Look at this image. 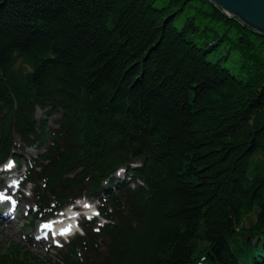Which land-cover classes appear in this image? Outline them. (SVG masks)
Instances as JSON below:
<instances>
[{"label": "trees", "instance_id": "1", "mask_svg": "<svg viewBox=\"0 0 264 264\" xmlns=\"http://www.w3.org/2000/svg\"><path fill=\"white\" fill-rule=\"evenodd\" d=\"M8 158L30 230L106 222L0 264H264V35L210 0H0Z\"/></svg>", "mask_w": 264, "mask_h": 264}, {"label": "rangeland", "instance_id": "2", "mask_svg": "<svg viewBox=\"0 0 264 264\" xmlns=\"http://www.w3.org/2000/svg\"><path fill=\"white\" fill-rule=\"evenodd\" d=\"M40 117V116H38ZM48 123L50 126L53 125V119L49 118ZM17 154L23 153L25 159H29L30 157L36 156L37 151L34 148L25 149L22 151L18 150L16 151ZM12 164V167L10 168L12 172L15 171V165L12 161H9V164ZM8 164V165H9ZM7 165L4 164L0 166V174H1V186H0V196L4 197V199L0 200V207L4 208V204L8 203L9 207L11 208V213L15 207H17L16 215L15 217L9 218V214L7 215L9 218V221H4L0 223V248L3 246H12V245H23L25 249H31L37 253H41L44 257L47 255H53V250L50 249L51 246L53 247H60L63 242H65L68 237H65V239L60 238L58 236H54L51 233L45 231L43 232V236L37 235L39 226L42 225L41 222H35V226L31 228L29 231L24 225L23 218L26 216V210L31 206L30 203V194H31V185H28L26 189L23 190L24 195L26 199H22L19 195L18 188L13 186H7L11 182L12 176L7 175ZM24 170L21 169L20 172ZM120 178L122 177V172L119 173ZM87 201V198H79L76 201ZM75 201V203H76ZM89 201V200H88ZM90 202V201H89ZM74 202L72 204H75ZM69 206V205H68ZM67 205L62 208L58 213H56L55 218L60 217L62 212L66 209ZM18 211V212H17ZM81 216V215H80ZM80 216L78 220L80 221ZM50 220V219H49ZM10 222V223H9ZM3 223V224H2Z\"/></svg>", "mask_w": 264, "mask_h": 264}, {"label": "water", "instance_id": "3", "mask_svg": "<svg viewBox=\"0 0 264 264\" xmlns=\"http://www.w3.org/2000/svg\"><path fill=\"white\" fill-rule=\"evenodd\" d=\"M226 15L240 20L243 24L264 35V0H210ZM239 238H247L240 232Z\"/></svg>", "mask_w": 264, "mask_h": 264}, {"label": "bare ground", "instance_id": "4", "mask_svg": "<svg viewBox=\"0 0 264 264\" xmlns=\"http://www.w3.org/2000/svg\"><path fill=\"white\" fill-rule=\"evenodd\" d=\"M41 111L38 109L36 111V116H40ZM11 169L7 167V171H10ZM32 194V191H31ZM30 194V198H31ZM87 205V207H85ZM81 213L85 215H94L96 214V210L94 205H92V202L89 201H80L76 202L69 208H66L60 217L50 219L48 222L42 224L38 228L37 235L39 234L40 236H43V232L47 231L54 236L58 237H68L72 235L74 232L77 231L79 227V216ZM44 225H48V227H44ZM67 230V231H66ZM63 233V234H62Z\"/></svg>", "mask_w": 264, "mask_h": 264}, {"label": "snow or ice", "instance_id": "5", "mask_svg": "<svg viewBox=\"0 0 264 264\" xmlns=\"http://www.w3.org/2000/svg\"><path fill=\"white\" fill-rule=\"evenodd\" d=\"M8 167L9 168H11L12 167V164L10 163L9 165H8ZM2 199H4V197H2V196H0V200H2ZM85 207H87V205H85ZM44 227H48V225H44ZM98 230V229H97ZM67 231V230H66ZM63 234V233H62Z\"/></svg>", "mask_w": 264, "mask_h": 264}]
</instances>
